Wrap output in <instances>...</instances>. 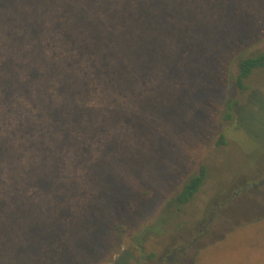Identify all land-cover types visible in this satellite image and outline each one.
<instances>
[{
    "label": "rangeland",
    "instance_id": "rangeland-1",
    "mask_svg": "<svg viewBox=\"0 0 264 264\" xmlns=\"http://www.w3.org/2000/svg\"><path fill=\"white\" fill-rule=\"evenodd\" d=\"M263 51L264 0H0V264L101 263L134 198L125 264H264Z\"/></svg>",
    "mask_w": 264,
    "mask_h": 264
},
{
    "label": "trees",
    "instance_id": "trees-1",
    "mask_svg": "<svg viewBox=\"0 0 264 264\" xmlns=\"http://www.w3.org/2000/svg\"><path fill=\"white\" fill-rule=\"evenodd\" d=\"M145 2V0H144ZM166 8L169 9V4H164ZM150 10L151 5H144L142 9H139L140 11L147 12ZM153 9V8H152ZM119 11V10H117ZM263 69L264 68V51L254 55V56H248L245 58L240 59L238 62V74L236 77V82L239 88H243V82L244 80L254 71L257 69ZM206 180V168L204 166H200L198 172L192 176L189 177V179L183 184L180 191L176 194L175 198L171 200V206L176 208L177 211H179L183 205H186L191 201V199L194 197V195L199 191L201 186ZM137 198H134L132 201H128L125 203V212L129 210L133 204L137 201ZM174 208V209H175ZM175 211V210H173ZM124 212V213H125ZM124 213L119 215L118 218L113 223V235L106 244V249L104 252V255L107 256V259L101 263L97 264H125L124 255L127 252H124L122 249V243L127 235L128 226L123 225L124 222L129 223V219L127 216H124ZM174 213V212H173ZM175 214V213H174ZM149 228H145L142 232H140L134 239V248L137 251H142V247L144 244V241L146 239V236L149 234ZM241 230V229H240ZM115 255H118V259H113ZM123 260V263H122ZM202 258L200 252L194 257V264H201Z\"/></svg>",
    "mask_w": 264,
    "mask_h": 264
},
{
    "label": "flooded vegetation",
    "instance_id": "flooded-vegetation-1",
    "mask_svg": "<svg viewBox=\"0 0 264 264\" xmlns=\"http://www.w3.org/2000/svg\"><path fill=\"white\" fill-rule=\"evenodd\" d=\"M263 183H264V180H263Z\"/></svg>",
    "mask_w": 264,
    "mask_h": 264
}]
</instances>
